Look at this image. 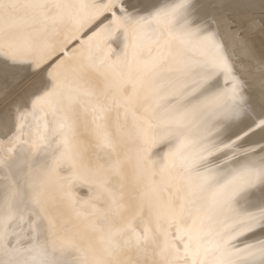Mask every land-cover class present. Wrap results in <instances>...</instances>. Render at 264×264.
<instances>
[{
	"label": "snow or ice",
	"instance_id": "snow-or-ice-1",
	"mask_svg": "<svg viewBox=\"0 0 264 264\" xmlns=\"http://www.w3.org/2000/svg\"><path fill=\"white\" fill-rule=\"evenodd\" d=\"M256 34L264 37V0H0V97L19 89L26 108L34 97L15 120L0 114V164L23 169L39 147L48 153L33 173L32 243L0 240V264H21V253L32 254L25 264H264ZM165 66L180 77L174 94L199 98L161 113L149 77ZM193 67L216 91L186 92ZM81 115L92 117L87 131ZM204 120L215 141L189 134ZM65 182L93 195L78 204ZM240 195L255 210L238 217ZM56 197L65 213L53 210ZM73 217L77 233L96 238L87 249L65 227ZM239 237L253 239L239 248ZM69 248L78 255L66 262Z\"/></svg>",
	"mask_w": 264,
	"mask_h": 264
},
{
	"label": "bare ground",
	"instance_id": "bare-ground-1",
	"mask_svg": "<svg viewBox=\"0 0 264 264\" xmlns=\"http://www.w3.org/2000/svg\"><path fill=\"white\" fill-rule=\"evenodd\" d=\"M250 42L252 43L256 54L259 55L261 49H264V37L256 34L251 37ZM244 63L242 58H236V64L239 67ZM237 73L244 75L246 79V74L240 73V69H237ZM204 70L198 67H193L189 70L187 75L183 78L186 84V92H193L195 90L201 95H206L211 92L216 91L217 86L212 85L209 81L203 80L202 75ZM180 79L178 73L174 70H169L168 66L159 69L157 72L153 73L149 77V81L154 83L159 87V111L161 113L165 112L171 106L176 105L179 107L189 106L194 99H198L199 96L194 97H181L173 93V84ZM223 85V78H221V86ZM19 89H13L7 95L0 97V114L11 113L13 120L21 112L28 111L31 108V99L27 102V108L24 107L22 101L17 100V94ZM246 94V93H245ZM113 119H115V113H113ZM51 118L49 117V121ZM92 117L91 115L79 116V127L82 131L89 130L91 125ZM211 132V128L207 126V120L197 123L191 129L189 134L192 138L206 137L201 143H209L216 140L215 135H208ZM25 147H28L25 145ZM197 146H193L192 152L196 151ZM47 150L41 146L34 154H32L31 165H25L23 169L18 168V161H5L0 164V225H4L0 229V240H2L6 249H26L32 243V236L34 234L33 221H35V216L33 215L34 205H33V173L40 169L44 165L43 158L47 155ZM218 163V161H202L199 165L198 170L203 171L205 168L211 167L212 164ZM69 172L67 169H61V175L68 176ZM63 190H70L77 203L81 204L86 201L93 193L88 189L87 186L81 187L77 185L74 188L69 189L67 182L63 185ZM53 195H55L53 193ZM12 199L11 208L7 206L6 201ZM58 197L54 199L53 210L65 213L67 209L56 202ZM233 210L236 216H244L249 212L255 210L254 205L246 201L244 195H240L233 201ZM65 227L69 232L75 235L76 243L78 247L87 249L96 243V238L89 234L77 233L76 229L83 227L76 221L73 217L72 220L65 224ZM252 237H239L234 241L235 246L242 248L244 244L251 243ZM78 253L75 249L69 248L61 253H53V256H61L64 261H70L76 257ZM32 258L30 253H21L18 259L21 264H25Z\"/></svg>",
	"mask_w": 264,
	"mask_h": 264
}]
</instances>
